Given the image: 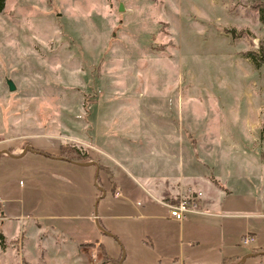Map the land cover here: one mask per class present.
I'll use <instances>...</instances> for the list:
<instances>
[{
    "label": "rangeland",
    "instance_id": "374dc122",
    "mask_svg": "<svg viewBox=\"0 0 264 264\" xmlns=\"http://www.w3.org/2000/svg\"><path fill=\"white\" fill-rule=\"evenodd\" d=\"M258 3L3 0L0 138L52 134L105 165L108 179L115 169L129 180L126 169L171 201L206 200L223 186L229 199L256 195L264 189V64L243 53L264 43ZM29 186L23 178L11 183L15 198ZM103 201L96 195L86 209H68L58 191L67 217L37 221L53 230L36 231L24 214L20 223L0 222V233L7 240L22 233L33 264H108L99 246H78L98 240L109 258L128 264L117 228L144 247L148 238L132 240L134 228L112 207L88 219ZM18 261L16 242L1 244L0 264Z\"/></svg>",
    "mask_w": 264,
    "mask_h": 264
},
{
    "label": "crops",
    "instance_id": "0c3cea01",
    "mask_svg": "<svg viewBox=\"0 0 264 264\" xmlns=\"http://www.w3.org/2000/svg\"><path fill=\"white\" fill-rule=\"evenodd\" d=\"M22 137L24 139L19 141L0 138L1 224L16 220L20 223L26 215L35 221L36 231L46 230L47 227L53 230L54 224L45 227L42 221H37L53 222L67 217L57 206L58 191L63 193V206L68 209H86L98 195L99 200H105L100 215L94 214L88 219L108 216L107 211L112 207L115 211L113 217L128 220L127 224L134 228L132 240L139 235L148 238L147 246L144 247L139 241L126 239L127 236L122 232L124 226L117 228L124 235L121 245L125 252L124 258L128 257V264H264L262 184L256 195L246 193L236 199H229L231 192L225 186L214 191L206 200L194 197L191 202L187 201V210L182 218L176 220L168 215L164 206L172 205V196L162 198L152 186H144L143 183H147L149 178L140 179L139 174H129L126 169H122L129 176V181L119 170L113 169L111 179H108L107 168L99 161L89 158L86 162H74L60 157L59 146L64 143L52 134ZM20 178L27 180L30 186L25 191L19 189L21 195L15 198L14 191L18 189H12L11 183L15 187L16 180ZM92 181L101 193L94 192ZM57 212L63 216L59 215L55 219ZM22 226V223L19 224L20 228ZM36 231L31 232L32 237H35ZM0 235L3 246L16 242L18 264L22 259L21 252L25 262H35L24 252L22 233L15 240H7L4 232ZM244 236L251 237V241L242 244ZM88 244L99 246L105 252L99 240L94 243L83 242L78 246L82 248V245ZM44 262L48 264L45 258Z\"/></svg>",
    "mask_w": 264,
    "mask_h": 264
},
{
    "label": "trees",
    "instance_id": "16d2710c",
    "mask_svg": "<svg viewBox=\"0 0 264 264\" xmlns=\"http://www.w3.org/2000/svg\"><path fill=\"white\" fill-rule=\"evenodd\" d=\"M3 0H0V9L2 7ZM257 5L256 10L260 14V19L264 22V4L260 5V3L255 4ZM254 5V6H255ZM232 32V30H231ZM245 57H248L252 60V62L256 65L264 64V43L258 42L256 46V51H247L243 53ZM59 156L70 161L74 162H86L90 160L88 154L85 150H81L80 148L74 145L68 144H61L59 146ZM177 201H171L172 205L176 204ZM2 244V236L0 235V246ZM102 252V251H101ZM101 257L103 261L108 264H117V261L114 259L109 258L105 252H102Z\"/></svg>",
    "mask_w": 264,
    "mask_h": 264
},
{
    "label": "built area",
    "instance_id": "2783aa9c",
    "mask_svg": "<svg viewBox=\"0 0 264 264\" xmlns=\"http://www.w3.org/2000/svg\"><path fill=\"white\" fill-rule=\"evenodd\" d=\"M187 201L184 199H179L176 204L173 205H164L166 211L170 217H173L176 220H180L183 216V213L187 210ZM251 241V237L244 236L241 239L242 244H247Z\"/></svg>",
    "mask_w": 264,
    "mask_h": 264
},
{
    "label": "water",
    "instance_id": "95a60500",
    "mask_svg": "<svg viewBox=\"0 0 264 264\" xmlns=\"http://www.w3.org/2000/svg\"><path fill=\"white\" fill-rule=\"evenodd\" d=\"M119 9H121V6L120 5H119ZM5 83H6V86H7L8 91H12L14 89V85L12 84V82L10 80L7 79L5 81Z\"/></svg>",
    "mask_w": 264,
    "mask_h": 264
}]
</instances>
